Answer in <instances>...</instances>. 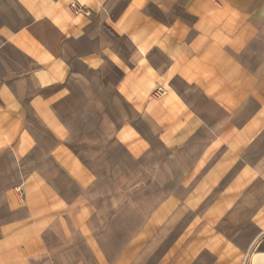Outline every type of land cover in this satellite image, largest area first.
Returning a JSON list of instances; mask_svg holds the SVG:
<instances>
[{"label": "crops", "instance_id": "crops-1", "mask_svg": "<svg viewBox=\"0 0 264 264\" xmlns=\"http://www.w3.org/2000/svg\"><path fill=\"white\" fill-rule=\"evenodd\" d=\"M4 1L0 264L264 255V0Z\"/></svg>", "mask_w": 264, "mask_h": 264}, {"label": "rangeland", "instance_id": "rangeland-1", "mask_svg": "<svg viewBox=\"0 0 264 264\" xmlns=\"http://www.w3.org/2000/svg\"><path fill=\"white\" fill-rule=\"evenodd\" d=\"M4 2H5L4 0H0V23L3 22V23H6V24H10L11 21L15 20V18L13 16H10V15L9 16H4V12H6V10L8 9V6H6L4 4ZM256 209H257L256 217H258V219L261 220L260 222H262L264 224V213L262 211V207L259 206V207H256ZM260 222H259V220H255L253 222H237V224H235L236 227L235 226L233 228L230 227V229L238 230V229L242 228L244 230H249V232L250 231L251 232L254 231V233H257L261 229ZM207 229L211 230L212 235H214V234H216L214 231L222 233V231L224 229H226V227L225 228L223 227V223L222 222L218 223L217 221L213 220V221H209L207 223ZM227 229H229V228H227ZM246 240H250V238H247ZM257 253H264V233L256 240L255 244L253 245V247L251 249V252H250V254H252V255H250L251 256V260L253 259L254 254H257ZM241 260H242V258H240V262H241ZM244 262L246 264H250L249 260L248 261L244 260Z\"/></svg>", "mask_w": 264, "mask_h": 264}, {"label": "bare ground", "instance_id": "bare-ground-1", "mask_svg": "<svg viewBox=\"0 0 264 264\" xmlns=\"http://www.w3.org/2000/svg\"><path fill=\"white\" fill-rule=\"evenodd\" d=\"M253 264H264V255H258L254 258Z\"/></svg>", "mask_w": 264, "mask_h": 264}, {"label": "built area", "instance_id": "built-area-1", "mask_svg": "<svg viewBox=\"0 0 264 264\" xmlns=\"http://www.w3.org/2000/svg\"><path fill=\"white\" fill-rule=\"evenodd\" d=\"M72 7H73V9H74V11L76 13H78V14L79 13H84L83 7H81V6L77 5V4H72Z\"/></svg>", "mask_w": 264, "mask_h": 264}]
</instances>
